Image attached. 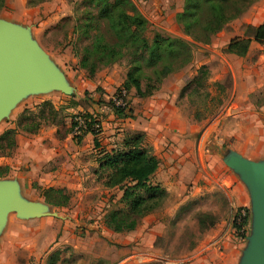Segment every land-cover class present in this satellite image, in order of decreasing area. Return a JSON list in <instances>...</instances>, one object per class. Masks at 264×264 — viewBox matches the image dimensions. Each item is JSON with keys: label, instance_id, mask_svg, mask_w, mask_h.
Returning <instances> with one entry per match:
<instances>
[{"label": "rangeland", "instance_id": "374dc122", "mask_svg": "<svg viewBox=\"0 0 264 264\" xmlns=\"http://www.w3.org/2000/svg\"><path fill=\"white\" fill-rule=\"evenodd\" d=\"M81 1L46 0L29 6L27 0H5L0 10V18L16 21L27 28L31 39L45 52L46 59L60 70L69 89L67 92L34 89L21 94L0 117V133L14 127L15 120L24 110L37 111L38 104L49 100L59 109L58 119L61 121L57 125L44 123L41 129L56 127L58 135L73 145V149L78 145L77 149L71 150L68 160L78 173L68 185L63 186L71 195L70 202L65 207H48L49 211L62 217V227L58 232L54 231L50 240L47 236L39 240V245L42 244L40 249L45 246L39 261L30 248L20 244L9 254L12 263L42 264L43 261L47 264L51 255H56L55 264L188 262L190 250L200 240L206 239V232L210 230L199 222L201 213L212 214L216 226L229 216L231 223L240 207H246L249 213L246 234L241 240L247 246L249 240L246 237L252 235L254 229L249 192L246 189L247 205L231 208L226 193L216 182L220 178L219 173L223 174L226 168L231 169L220 157V147L243 154L241 156L247 160L264 159V89L258 86V79L252 75L246 78L247 86L242 83L236 85L233 74H237L239 66L233 55L238 54L226 51L232 39L246 37L244 29L247 24L257 25L264 20V0L252 3L240 16L215 33L207 44L193 42L176 22L175 14L181 10L183 0H132L148 21L146 35L149 38L156 32L181 37L191 43L193 53L191 61L163 79L152 95L139 98L134 90L128 92L126 98L131 107V117H117L108 103L116 97L115 90L124 79L128 67L126 57L99 69L93 77H88L78 66L85 41L77 39L72 26L84 7L77 5ZM254 41L257 44H252V51H264V39L262 43ZM229 56L233 59L230 60ZM201 65L209 71L206 90L222 102L212 104V113L196 120L194 110L199 108L204 112L203 105L208 103V99L201 95L189 97L190 88L182 96L180 91ZM217 82L223 88L219 94H216ZM96 110L101 113L98 115L101 122L99 147L91 138L84 139L81 132H76L81 134L78 138L69 131L75 115ZM133 131L144 133L147 145L159 159V169L153 174L152 181L159 184L165 181L171 192H168L162 206L140 219L134 230L114 233L104 226L103 217L108 209L120 205V191L103 187L95 171L102 161L103 153L100 151L118 145L125 133ZM178 150L185 155L183 165L163 179L162 170L167 165L165 155H177ZM11 154L0 153V157H11ZM213 155L220 165L210 162ZM32 188L30 198L42 202L38 187ZM26 196L22 194V197ZM17 216L15 211L6 213L3 222L6 234L0 235V248L3 242L12 240L8 238L10 232L13 235L18 226L28 224L23 221L28 218ZM232 233L235 234L233 226ZM52 246L54 248L48 252Z\"/></svg>", "mask_w": 264, "mask_h": 264}, {"label": "trees", "instance_id": "16d2710c", "mask_svg": "<svg viewBox=\"0 0 264 264\" xmlns=\"http://www.w3.org/2000/svg\"><path fill=\"white\" fill-rule=\"evenodd\" d=\"M44 1L46 0H27V4L34 6ZM255 1L257 0H183L181 10L175 14V20L193 42L207 44L215 33L240 16ZM4 3L5 0H0V10ZM77 5L84 7L80 16L76 17L72 33L77 32V39L85 41L78 66L88 77H93L105 66L127 58L128 67L124 79L115 90L118 96L122 90L125 91L122 96L124 105L116 106L111 100L108 101L117 117H131V107L126 98L129 91L134 90V94L139 98L152 95L159 89L163 79L183 68L192 59V45L181 37L156 32L149 38L146 35L148 21L132 0H82ZM244 35V38L232 39L226 51L244 55L251 39H264V20L257 25L247 24ZM208 74L207 67L201 65L180 91L182 96L185 90L190 88L189 97L201 95L208 99V103L203 105L204 112L199 108L194 110L193 117L196 120L212 113V104L218 105L222 102V99L210 95L206 90ZM216 86V94L223 92L219 82ZM36 108L37 111L24 110L15 120L14 127L0 133L2 155L14 152L17 134H36L44 123H60L59 109L49 100L42 101ZM98 115L101 113L97 110L94 113L75 115L69 126L70 133L73 132L80 138L81 134L75 132L77 118L87 121ZM88 132L89 129L84 134ZM91 134L93 142L99 147V133ZM100 152L103 154L102 161L95 171L97 178L101 180L103 187L121 191L118 199L120 205L108 209L104 214V226L117 233L134 230L140 219L162 206L168 195L164 187L152 181V176L159 166V159L147 145L142 131L125 133L118 145L109 150L102 149ZM8 170V165L0 166V177L5 176ZM38 189L44 202L52 207H65L70 202L71 195L64 187L48 186ZM245 210L243 223L246 225L249 213L246 207ZM201 214L199 222L202 226L206 224L205 228H208L215 224L216 220L212 214ZM231 224L233 228L238 229L234 222ZM55 257L56 255L49 256L47 264H55Z\"/></svg>", "mask_w": 264, "mask_h": 264}, {"label": "crops", "instance_id": "0c3cea01", "mask_svg": "<svg viewBox=\"0 0 264 264\" xmlns=\"http://www.w3.org/2000/svg\"><path fill=\"white\" fill-rule=\"evenodd\" d=\"M258 41L262 43L263 39ZM254 43L257 44L254 40H251L250 46L244 55H233L234 59L235 57L238 59L236 62H238L239 66L236 71L237 74H233L235 78L234 83L236 85L242 83L244 86H247L246 78L252 75L254 78L258 79V86L264 89V51L260 50L259 52H255V54L251 49ZM261 43H258L260 48H262ZM228 58L230 60L233 59L230 56ZM150 131L154 132V130ZM82 137L84 139L91 138L93 140V136L90 133H86ZM16 144V148L11 154V157H0V166H9L8 173L0 177V179L14 180L18 185L20 193H24V196L27 195L26 197L30 201H37L36 199L32 200L30 198L32 195V187H63L64 185H68L78 173L76 170L72 169V164L68 162L71 150L77 149L78 145L73 149V145H69L63 137L58 135L56 127L43 128L32 136L17 134ZM178 151L179 153L177 155H165L167 165L166 169L162 170L163 179H165L172 170L176 171L183 165L182 162L185 161V155L182 154L180 150ZM173 156H175V158H173ZM210 160L214 165H220V161L214 155L210 157ZM158 169L159 166L157 170ZM227 170L226 168L223 174L219 173L220 178L216 182V185L226 193L231 208L247 205L249 199L246 195L247 187L245 183L236 172L231 171V169ZM162 182L163 183L160 185L164 187L167 192H171L169 189L171 187L166 185L165 181ZM120 195L121 191L119 197ZM39 197L42 196L39 195ZM42 201L44 202L43 198ZM230 218L229 216L216 226L210 227L209 232H206L207 238L200 240L190 250L187 257L188 262L181 261L179 264H240L246 245L245 241L237 240L232 233ZM23 221H26L28 224L25 225V223H23V227L18 226V229L12 233L13 235H11L10 232V235H8V238L12 239L10 243L3 242L1 244V264H13L9 254L10 252L13 253L20 244L30 248L31 253L38 260L43 250H45V246L40 249L42 244L39 245V240L42 239L43 236H47V240H50L54 235V231L58 232L62 227V217L60 215L30 217ZM1 230L0 235L5 236L6 227H2ZM216 244L218 245L217 247H221V250L216 248ZM53 248L54 246H52L48 252ZM10 249L12 251H10Z\"/></svg>", "mask_w": 264, "mask_h": 264}, {"label": "water", "instance_id": "95a60500", "mask_svg": "<svg viewBox=\"0 0 264 264\" xmlns=\"http://www.w3.org/2000/svg\"><path fill=\"white\" fill-rule=\"evenodd\" d=\"M34 89L67 92L59 69L31 39L26 27L0 18V117L21 94ZM224 163L245 183L253 212V233L240 264H264V159L247 160L230 149H220ZM46 202L22 197L14 180L0 179V230L8 211L19 218L58 216ZM52 207V206H51Z\"/></svg>", "mask_w": 264, "mask_h": 264}, {"label": "built area", "instance_id": "2783aa9c", "mask_svg": "<svg viewBox=\"0 0 264 264\" xmlns=\"http://www.w3.org/2000/svg\"><path fill=\"white\" fill-rule=\"evenodd\" d=\"M125 94V91L122 90L120 96L116 95V97H112V104L116 105V106H123L124 105V101L122 96ZM112 108V107H111ZM78 120V125L75 128V132H81L82 134H84L86 132L87 129H89L88 133H99L101 130V122L99 117H94L93 119H87V121H85L84 119L81 118H77ZM92 135V134H91ZM246 215V210L245 207H240L235 214L232 217V222H234L236 225H238V229L236 230L234 228V232H235V238H237V240L241 241L246 234V225L243 223V218ZM231 222V223H232Z\"/></svg>", "mask_w": 264, "mask_h": 264}]
</instances>
